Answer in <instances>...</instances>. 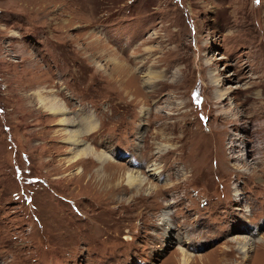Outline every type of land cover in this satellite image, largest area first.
Returning <instances> with one entry per match:
<instances>
[{"label": "rangeland", "instance_id": "obj_1", "mask_svg": "<svg viewBox=\"0 0 264 264\" xmlns=\"http://www.w3.org/2000/svg\"><path fill=\"white\" fill-rule=\"evenodd\" d=\"M219 129L231 173L212 139L194 176L148 195L182 181L188 132ZM86 146L110 160L75 161ZM181 249L264 264V0H0V264H179Z\"/></svg>", "mask_w": 264, "mask_h": 264}, {"label": "bare ground", "instance_id": "obj_2", "mask_svg": "<svg viewBox=\"0 0 264 264\" xmlns=\"http://www.w3.org/2000/svg\"><path fill=\"white\" fill-rule=\"evenodd\" d=\"M210 71L212 73L211 72L208 73L209 74L208 79H209L210 82H212V84L215 85L214 94L216 96L220 97V98L221 97H224L225 96V93L228 90H231V87H233V86L226 87V88L224 87L223 89H220V90H219V88L217 89V87L220 85V82H222L223 79H220V76L218 77V75H219L218 72H215L214 73L213 70H210ZM149 75H151V74H149ZM153 78H155V77H153ZM55 102H49V104H48L49 106L47 105L49 107V110L53 111V106L54 107L56 106L55 108L57 110H55V111H63L62 109H64V107H62V108L61 107H58L59 104L57 105ZM62 120H64L65 122H68L69 121L67 118H64ZM226 122L227 121H223L222 123L225 125ZM91 127H92V123H85V124L83 123V126L81 128L79 127V128L70 130L69 133H68V140L72 144H75V145L78 144L80 142V138L82 137L81 136L82 133H85V132L90 131ZM218 134L219 135L216 137V135H214L212 133V130H208L206 133H204L201 130H199L197 132H188L187 133V139L185 141L189 142V144H190V146H189V148L187 150V153L189 155H184L182 157L180 155V157H178V158L176 157V160L177 161L174 158V154H173V158H172L173 164L176 163V165L178 167V169H176V171L174 172V175L176 176L175 179H178V177L180 178L182 176V181L180 182V179H179L177 183L175 182L174 184H172L170 186L168 185L169 187L167 189H164V188H162L160 186H158L157 188H155L156 186L154 184L153 185L151 184L149 186V188H147V189H149V192H148L149 194L148 195L155 197V195H157L158 193H160V191H163L164 190L163 192H165V194L167 196L169 193H171V190H174L175 189V185L176 184L180 185L183 182V180H185V178L187 176H194L198 172L199 167H200V163L202 161V159L200 157V152H198L199 151L200 143L201 142H205L204 144H202V146L209 147L212 144V142H211L212 139H214V140H216V142H218L217 145L215 146V152H214V154L217 157H222V159H223V162L221 164V166L223 167L222 168L223 169V172H221V174H223L225 176V175H228L229 173H231L232 171L230 172V170L228 169L229 168V165L226 163V157L227 156L225 154V150L223 149L224 148L223 147L224 144L222 143V141H223L224 136H226V138L228 140H231L232 138H230V135L229 134L228 135H225L223 133L222 129H219ZM180 138H183V140H184V136H182ZM229 143L230 142H228V144ZM243 145H244V140H243V138L241 136H239L238 137V141L236 142V144L234 143V148L232 150H236L237 148H240L239 150H242V148H243L242 146ZM248 152L249 151L246 150V151H243L242 154H244V153L248 154ZM99 154H97L94 151V148H91L90 146H86V147H83L82 149H78L75 152V154H74V158L75 159L74 160L77 161V160L81 159L82 156H87V155H91L92 156L93 155L96 158V160L98 162H100L101 165H102L106 161L110 160V158H111L109 156L110 154L109 155L108 154H104V153H102L103 155L101 153H99ZM245 160H246L245 158L244 159L243 158L240 159L241 165L240 166L239 165H236V167H235V169L237 171H239L241 168H244V167H247L248 166V163L249 162L247 163ZM205 162L207 163V161H205ZM143 163L146 164L145 160L143 161ZM136 165H139V163H137ZM146 167H147V170L146 171H149V176H154V174L160 173V170H159L160 167H158L157 164H154V165L153 164H150V165H147L146 164ZM238 168H240V169H238ZM123 172L125 173V181H126V184L127 185H131L136 191L142 190L143 187L147 183H149V180L146 179L147 176L141 175V172L140 171L137 172V171H133V170L126 169ZM178 173H179V175L177 176ZM186 173H188V174H186ZM241 174H242V171L240 170V172H238V176H240ZM169 175L170 174H168V176ZM233 194H234V196L238 195V191H234ZM185 196L186 195H184L182 197H178V198H180V200L171 201L167 205L164 206L165 209L161 213L163 225H165L164 228H166V229H171L172 228L171 225L169 224V222L167 221V219H166L165 216L170 215L169 209L172 207V205L175 206V205L181 204L184 201V197ZM144 198L145 197H141L142 200ZM251 230H252L251 232H254L253 229H251ZM247 240H246V244L244 243L242 245V248H244V250L249 249L250 246H251L250 245L251 243H249L250 241H247ZM188 242H189V239H188ZM192 257H193L192 254H189L184 249H181V257L179 259L180 260L179 261V264H190Z\"/></svg>", "mask_w": 264, "mask_h": 264}]
</instances>
